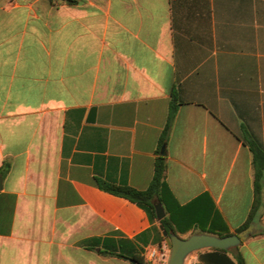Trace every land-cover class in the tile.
<instances>
[{
	"label": "crops",
	"instance_id": "crops-1",
	"mask_svg": "<svg viewBox=\"0 0 264 264\" xmlns=\"http://www.w3.org/2000/svg\"><path fill=\"white\" fill-rule=\"evenodd\" d=\"M72 1L0 0V264H137L152 249L168 264L158 218L99 186L145 191L159 157L180 205L208 194L238 234L255 200L245 142L264 150V0ZM251 225L185 264H264V217Z\"/></svg>",
	"mask_w": 264,
	"mask_h": 264
},
{
	"label": "trees",
	"instance_id": "trees-1",
	"mask_svg": "<svg viewBox=\"0 0 264 264\" xmlns=\"http://www.w3.org/2000/svg\"><path fill=\"white\" fill-rule=\"evenodd\" d=\"M69 3L72 0H67ZM180 103L176 94L172 95L167 123L164 128L161 141L168 140L174 120L176 118ZM245 144L253 154L254 176H255V200L246 223L238 230V233L247 229L253 222H258L264 217V150L254 140L248 139ZM167 163L164 157H159L155 163V173L149 188L138 191L126 186H118L100 182L103 190L124 197L143 207L150 217L156 219V208L154 202H161L166 210L167 216L159 223L163 225L168 233L185 234L189 230L212 234L218 237L230 236L229 229L216 209L208 194H204L187 205H180L173 196L166 180ZM219 252H227L222 249L211 248ZM137 264H151L148 261L137 258ZM234 264V263H233ZM236 264H245L242 256L237 258Z\"/></svg>",
	"mask_w": 264,
	"mask_h": 264
},
{
	"label": "water",
	"instance_id": "water-1",
	"mask_svg": "<svg viewBox=\"0 0 264 264\" xmlns=\"http://www.w3.org/2000/svg\"><path fill=\"white\" fill-rule=\"evenodd\" d=\"M156 215L159 221L167 216L166 210L161 202H154ZM168 246L171 248L168 264H185L189 255L203 249H222L230 250L238 247L253 231V225H250L242 232L226 237H218L212 234L197 233L182 238L176 233H168L163 225L160 226ZM136 263V261H133Z\"/></svg>",
	"mask_w": 264,
	"mask_h": 264
},
{
	"label": "built area",
	"instance_id": "built-area-1",
	"mask_svg": "<svg viewBox=\"0 0 264 264\" xmlns=\"http://www.w3.org/2000/svg\"><path fill=\"white\" fill-rule=\"evenodd\" d=\"M158 254H159V251L157 249H152V250L148 251L147 261L149 263L155 262Z\"/></svg>",
	"mask_w": 264,
	"mask_h": 264
}]
</instances>
